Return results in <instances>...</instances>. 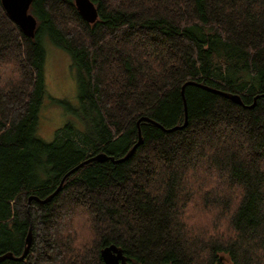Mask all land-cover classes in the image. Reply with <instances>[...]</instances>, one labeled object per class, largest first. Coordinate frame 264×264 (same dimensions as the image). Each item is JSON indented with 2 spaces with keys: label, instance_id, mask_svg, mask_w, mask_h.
Segmentation results:
<instances>
[{
  "label": "trees",
  "instance_id": "1",
  "mask_svg": "<svg viewBox=\"0 0 264 264\" xmlns=\"http://www.w3.org/2000/svg\"><path fill=\"white\" fill-rule=\"evenodd\" d=\"M91 1L34 0L30 38L0 0V264H264V0ZM44 33L79 78L51 142Z\"/></svg>",
  "mask_w": 264,
  "mask_h": 264
},
{
  "label": "rangeland",
  "instance_id": "2",
  "mask_svg": "<svg viewBox=\"0 0 264 264\" xmlns=\"http://www.w3.org/2000/svg\"><path fill=\"white\" fill-rule=\"evenodd\" d=\"M41 44L45 51L44 95L38 111L36 133L44 141L51 142L55 131L65 124L80 126L73 111L79 105V78L71 55L54 45L47 33L41 36ZM76 221L77 217L73 218L72 224Z\"/></svg>",
  "mask_w": 264,
  "mask_h": 264
},
{
  "label": "water",
  "instance_id": "3",
  "mask_svg": "<svg viewBox=\"0 0 264 264\" xmlns=\"http://www.w3.org/2000/svg\"><path fill=\"white\" fill-rule=\"evenodd\" d=\"M33 0H1L2 6L11 20L18 25L20 30L28 37L34 38L36 28H37V20L36 18L29 13L30 5L32 4ZM74 5L81 16V18L86 21L87 23H94L98 18L97 8L91 0H74ZM189 84H196L195 82H188ZM185 86V85H184ZM202 87H206L201 85ZM208 88V87H206ZM216 93H219L237 104H242L241 99L236 94H229L220 92L211 88H208ZM184 90V87H183ZM183 94V93H182ZM264 95V94H263ZM146 119V118H145ZM147 120V119H146ZM186 123V122H185ZM140 130H139V140L138 143L125 155L123 159L128 158L134 151L136 145L140 144L142 139L140 137ZM108 157L103 154H97L96 156L92 157L90 160H97V161H105ZM59 190V189H58ZM57 190V191H58ZM56 193V192H55ZM52 197L49 196L45 200H39L41 203L48 201ZM32 235L29 234L26 239V248L24 254L27 252L30 244H31ZM22 255V256H23ZM21 256V257H22ZM101 256L105 264H129L126 260V257L123 254L121 248L110 245L101 250ZM19 257L18 259H20ZM6 258H14L11 253L4 254L0 256V261Z\"/></svg>",
  "mask_w": 264,
  "mask_h": 264
}]
</instances>
